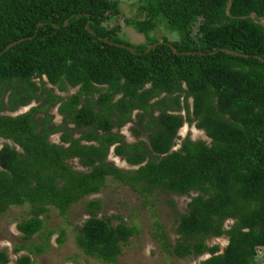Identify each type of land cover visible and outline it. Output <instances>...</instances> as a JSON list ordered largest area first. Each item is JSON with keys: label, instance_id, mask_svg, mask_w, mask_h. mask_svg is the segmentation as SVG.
Instances as JSON below:
<instances>
[{"label": "trees", "instance_id": "16d2710c", "mask_svg": "<svg viewBox=\"0 0 264 264\" xmlns=\"http://www.w3.org/2000/svg\"><path fill=\"white\" fill-rule=\"evenodd\" d=\"M138 3L139 14L129 18L120 0H0V54L24 39L0 56V216L16 206H28L30 216L17 226L24 244L15 252L28 254L15 264H34L31 255L44 253L42 245L28 244L44 230L51 209L67 217L110 178L145 201L157 192L191 196L176 242L154 220L153 236L165 255H211L201 264H264V0ZM116 21L147 35L148 43H125L119 23L109 25ZM159 26L179 39L150 37ZM159 42L177 53L167 44L146 52ZM48 84L81 90L64 100ZM34 101L39 105L28 113L11 115ZM60 102L59 113L80 128L79 139L66 124L51 123L49 112ZM134 111L131 131L144 140L129 144L112 127L125 126ZM185 123H196L210 143L187 137L175 150ZM60 132L62 143L51 142ZM1 140L7 141L2 147ZM111 150L134 169L109 161ZM74 159L81 170L69 164ZM102 207L100 200L85 202L90 217L77 228V244L115 264L138 230L122 215L98 217ZM223 236L229 239L223 252L207 244ZM10 263L0 247V264Z\"/></svg>", "mask_w": 264, "mask_h": 264}, {"label": "rangeland", "instance_id": "374dc122", "mask_svg": "<svg viewBox=\"0 0 264 264\" xmlns=\"http://www.w3.org/2000/svg\"><path fill=\"white\" fill-rule=\"evenodd\" d=\"M138 0H120V9L123 11L125 17H133L139 14ZM256 19L255 17H253ZM119 23L116 26H120L117 35L125 41V43L132 46H138L146 44L149 41V37L143 33L137 32L131 27L123 26V21H116L110 23L113 25ZM264 24V20L261 21ZM150 37L158 41L168 42L178 40L180 34L177 31L165 29L163 26H159L155 31L150 33ZM118 39V38H116ZM46 80V79H45ZM39 81V80H38ZM51 88V85H47ZM55 90H57L55 88ZM70 90L66 94H62L64 97L69 96ZM192 104V100H190ZM37 101L32 102L30 106L20 108L12 116H18L25 114L29 111L31 106H38ZM55 114V123L60 124L62 118L57 115V108L50 110ZM185 115V111L183 112ZM130 126L128 124L123 133L126 135L128 142H136L130 133ZM180 140L178 141L175 150L180 149L181 143L187 137L193 141H206L210 143L206 132L199 129L196 123H185L183 128L179 131ZM80 136L76 134L75 137ZM52 142L59 143V135L51 138ZM7 142L1 140L2 145ZM11 143V142H10ZM12 144V143H11ZM109 161L115 163V165L123 170H133L134 167L120 157H115L113 150L108 158ZM69 164L74 169L81 170L78 159L70 160ZM192 196H195L193 193ZM100 200L103 204L102 209L98 213V217H113L114 215H122L125 220L131 225L135 226L138 230L136 236L132 237L128 244L123 247V252L118 258L115 264H201L209 255H205L197 259H177L165 255L159 248L157 241L153 236L154 220L158 221L164 226L168 233L170 240L174 243L178 240L176 233L177 225L181 215L186 214L188 210V204L191 201V196H181L167 192H157L153 196L145 201L140 195L135 193L130 187L123 183L109 179L107 185L102 191L96 195H92L87 199L75 204L67 214V217H61L57 210L51 209L49 218L45 221V228L41 234L36 235L30 243H36L42 245L44 248L43 254L35 253L31 255V259L34 264H110L104 263L91 256H88L79 248L77 244L78 227L82 226L85 221L90 217V214L85 208L86 201ZM28 206H16L12 207L6 214L0 216V247L6 249L10 255L11 263L15 264L17 259L23 255H27L26 251L20 253L15 252L16 246L23 245L22 234L18 231V224L25 218H29ZM114 224L118 221L113 220ZM231 221L227 222L226 226H230ZM63 235L62 244L59 243V239ZM229 239L225 236L221 238H210L207 240L209 246L218 245L221 252L224 251L228 245ZM260 256H264V251L259 249Z\"/></svg>", "mask_w": 264, "mask_h": 264}, {"label": "flooded vegetation", "instance_id": "af4514ba", "mask_svg": "<svg viewBox=\"0 0 264 264\" xmlns=\"http://www.w3.org/2000/svg\"><path fill=\"white\" fill-rule=\"evenodd\" d=\"M38 81V80H37ZM99 88H101V89H103L102 90V92H106V90L108 89V87L107 86H98ZM55 88L57 89V90H55ZM49 89H52L53 90V93L55 94V95H58V96H60V97H63L64 98V100H67L68 98H70V97H73V96H75V95H78V94H80V90H81V88L80 87H75V88H68L67 90H64V91H60V89H59V87H49ZM75 89V91L74 92H71V94H69V96H67V97H64L62 94H66V93H68L70 90H74ZM96 98L95 99H97V97L99 96V93H97L96 95ZM82 99H85V96H82ZM116 99H118V97H116L115 98V100ZM32 103H30L28 106H30ZM84 104L83 103H80L79 105H78V109H80L82 106H83ZM60 106H61V102L60 103H58V105L57 106H55V107H52V109H54V108H57V115H59L61 118H62V122L60 123V124H56L55 123V114L53 113H51V112H49L50 113V115H53V120H52V124H54V125H56V126H60V125H64V124H66V127H67V129H68V131H69V134H70V136H72L74 139H79L80 137H81V133L79 132L80 131V128H78L77 127V125H76V123H74V122H72V120L70 119V118H68L67 120H65V118L63 117V115H61L60 113H59V109H60ZM27 107V106H26ZM34 107H36V106H31L30 108H29V111L32 109V108H34ZM21 108H24V107H21ZM52 109H51V111H52ZM28 111V112H29ZM27 112V113H28ZM138 122V111H134L133 113H132V115H131V118H130V120H129V122L125 125V126H122V127H118L117 125H114L113 127H112V131L114 132V133H118V134H121V135H123L124 137H125V142H127V143H129V144H132V143H130V142H128L127 141V139H126V135L123 133V129L128 125V124H132V126H130V128H129V130H130V133L132 134V136H133V138L135 139V141L137 140V141H141V140H144L143 138H137L133 133H132V131H131V128H133V126H135L136 125V123ZM86 130V129H85ZM80 134V136H77V137H75V135L76 134ZM56 135H59V137H60V142L59 143H62V136H63V133L62 132H60V133H57V134H54V135H52L51 137H50V141H51V138L53 137V136H56ZM179 136V135H178ZM180 137V136H179ZM136 141V142H137ZM52 142V141H51ZM55 143V142H54ZM133 143H135V142H133Z\"/></svg>", "mask_w": 264, "mask_h": 264}, {"label": "water", "instance_id": "95a60500", "mask_svg": "<svg viewBox=\"0 0 264 264\" xmlns=\"http://www.w3.org/2000/svg\"><path fill=\"white\" fill-rule=\"evenodd\" d=\"M64 25H65V26L68 25V21H66ZM87 28H88V30H89L92 34H94V32L91 31V30L89 29V26H87ZM22 41H24V39H23V40H20V41H16V42L10 44L9 46H7V48L5 49V51H4L2 54H0V56H2L5 52L9 51L11 48L15 47L16 45H18V44L21 43ZM104 41L107 42V43H110V44H112V45H117V46H119V47L126 48V49H128L130 52H134V48H132V47H129V46H126V45H123V44H113V43H111V42H110L109 40H107V39H104ZM160 44H167V45H169V46L172 48V50H173L175 53H177V50L174 48L173 45H171V44H169V43H165V42H159V43H155V44L149 46V48L147 49L146 52L149 53L150 51H152L154 48H156V47H157L158 45H160ZM227 53H229V54H231V55H235V56H242L241 54H239V53H237V52H235V51L227 50ZM183 54H192V53H191V52H190V53L188 52V53H183ZM210 257H211V255H209L206 259H208V258H210ZM206 259H204V260H206Z\"/></svg>", "mask_w": 264, "mask_h": 264}]
</instances>
